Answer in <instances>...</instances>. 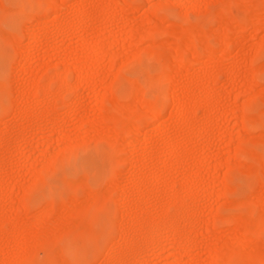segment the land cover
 Segmentation results:
<instances>
[{"label":"rangeland","instance_id":"1","mask_svg":"<svg viewBox=\"0 0 264 264\" xmlns=\"http://www.w3.org/2000/svg\"><path fill=\"white\" fill-rule=\"evenodd\" d=\"M47 1L54 3V0H0V264H14L31 249L38 264L63 262L70 251L79 250L86 251L94 264H115L121 255L133 259L140 246L150 244L157 235L170 241L167 247L176 243L177 250L184 248L193 260L207 259L210 264L226 249L233 260L264 258V231L255 237L253 230L238 229L241 222L252 218L259 225L264 221V120L259 112L249 117L250 125L245 129L247 151L250 149L251 154L249 151L247 158L235 165L240 174L251 178L250 194L244 201L247 211H230L235 206L227 198L218 199L211 211L203 199L205 181L215 167L212 161L216 130L222 118L227 119L232 93L243 89L251 93L254 101L264 97V83L260 80L264 68L258 62L264 45V0H131L128 7H124V0H115L118 3L111 6L112 0H63L69 6L63 15L86 18L90 35L104 37L106 45L97 46L83 33L65 45L61 32L66 21L57 23L59 17L53 15L37 21L35 35L27 42L22 36L11 34L13 47L6 53L3 5H21L10 10L16 16H40L39 9L24 6L51 3ZM224 1L249 6L245 11L251 24L241 30L235 51L231 40L218 50L208 46L207 56L195 44H184V62L179 63L180 53L176 49L179 35L175 43L162 37L153 44L152 53L159 57L156 54L167 48L170 55L148 89L141 86L137 94L122 99L115 94L114 79L102 99H97L98 84L102 83L98 77L110 69L116 55L139 45L143 39L148 12L140 5ZM43 15H47L46 11ZM109 49L115 50L112 55H107ZM169 66L172 70L165 74L163 70ZM37 82L48 84V91L35 93ZM175 94L177 99L173 98ZM148 102L154 104L150 106ZM153 106L161 108L159 117L152 116ZM184 106L186 111H182ZM105 115H111L112 121H107ZM139 115L147 120L144 130L142 127L139 133L135 132L137 135L121 132L123 122L129 120L136 125ZM49 123L66 126L64 132L75 140L74 147L105 145L113 150L114 159L102 165L96 183L76 185L59 201L52 200L39 207L30 203L26 207L21 193L27 191L24 186L33 169L30 145L37 133H44L37 138L41 144L52 142L51 133L58 129H47ZM61 138L57 137L56 142ZM42 180V176L32 178V185ZM231 191L235 187L226 186L225 196ZM50 203L54 211H46L40 221L38 216L50 209L47 208ZM97 205L104 210L103 216L90 215ZM179 206L182 213L177 212ZM168 212L182 215L181 228L174 232L170 224L153 236L147 222ZM106 224L116 225L118 235L101 245L98 241ZM54 235H59L57 241ZM129 244L132 250L126 248Z\"/></svg>","mask_w":264,"mask_h":264},{"label":"snow or ice","instance_id":"2","mask_svg":"<svg viewBox=\"0 0 264 264\" xmlns=\"http://www.w3.org/2000/svg\"><path fill=\"white\" fill-rule=\"evenodd\" d=\"M21 5L5 3L3 5V27L5 29V52L11 50L13 44L11 34L22 36L27 42L35 35L33 29L38 20L48 19L53 15L66 21L64 30L61 32L64 44L69 39L76 40L81 33L94 44L106 45L102 36H91V28L88 27L87 19H73L65 17L68 5L39 4L29 5L31 9H39L40 16L26 15L16 16L10 10L19 8ZM146 9L148 15L142 29L143 39L139 45L115 56L110 69L101 74L98 79L99 100L104 90L113 83L115 79V94L120 98L131 97L138 93L141 86L148 89L154 83V77L161 72V66L168 61L170 55L167 48L161 50L159 57L153 55L152 46L162 37L176 41L179 35L181 45L195 44L197 50L204 56L209 54L208 46L217 50L228 40L232 41L235 51L239 47L238 36L242 29L251 24L248 13L245 11L249 6L237 3H153L139 6ZM46 11L47 15H43ZM142 49V51H138ZM114 49H109L107 55H112ZM107 55L105 59H107ZM259 64L264 68V45L261 47ZM62 67V66H61ZM60 69L58 68L57 71ZM169 66L164 69L165 74L171 72ZM260 80L264 83V70L260 72ZM151 94L150 92L148 93ZM110 103V102H109ZM259 112L264 120V97L254 101L251 93L243 89L232 93L227 110V119L221 120L216 130L214 142V169L205 181L203 199L211 211L215 210V204L219 200L227 198L235 207L230 211L246 212L244 201L248 199L251 190V178L243 176L236 169L238 160L247 158L249 145L246 142V126L250 125L249 117ZM56 127L58 130L51 133V143L43 141L39 137L44 133H37V138L32 140L30 149H33L29 157L33 163L31 177L25 183L22 195L29 197L34 207L43 206L45 203L59 201L76 185L94 184L100 179L102 165L114 159L113 150L105 145L94 146L88 149L77 148L73 145L75 140L69 139L60 125H46L47 129ZM57 137H62L56 142ZM42 176L43 180L32 185V178ZM235 187V191L228 192L225 196L226 186ZM83 191V190H81ZM163 195V194H162ZM103 216L104 210L97 205L90 211V215ZM264 228V221H262ZM118 235V228L114 224H106L103 235L98 241L103 244L106 239ZM170 241L163 236L157 235L152 238L150 244H142L137 250L136 256L131 260H117L115 264H210L207 259L193 260L191 254L184 248L177 250L176 243L171 248L167 247ZM201 251H204L201 248ZM171 252V255L168 253ZM207 256V252H205ZM20 264H37L35 261H22ZM50 264H94L88 258L84 250L70 251L68 259ZM222 264V262H218ZM231 264H264V258L259 261L243 259L233 260Z\"/></svg>","mask_w":264,"mask_h":264},{"label":"bare ground","instance_id":"3","mask_svg":"<svg viewBox=\"0 0 264 264\" xmlns=\"http://www.w3.org/2000/svg\"><path fill=\"white\" fill-rule=\"evenodd\" d=\"M115 0H112L111 1V3H110V5L109 6H111V5H113L114 3H116V2H114ZM119 1V0H118ZM216 1V0H215ZM1 2H3V1H1ZM47 2H51V3H49V4H51V5H64L63 4V0H54V3L52 2V1H47ZM64 2H65V0H64ZM109 2H110V0H109ZM218 2V1H217ZM222 2H223V0H222ZM226 1H224V3H225ZM118 3V2H117ZM122 3V2H121ZM2 4V3H1ZM123 4H124V7H128V6H130V5H132V2H131V0H124V2H123ZM230 4V3H229ZM28 5H30V4H28ZM135 5V4H134ZM263 5H264V3H263ZM1 6V5H0ZM26 6H27V4H26ZM123 7V8H124ZM264 7V6H263ZM130 8V7H129ZM132 8V7H131ZM83 19H85V18H83ZM103 39H104V37H103ZM105 41V40H104ZM176 47H177V45H176ZM183 47H186V46H183V45H181V43L179 42L178 43V47L176 48L177 50V52L178 53H180L179 55H180V57L177 55V57H179V59H178V61L177 62H179V63H182V61L184 60V53H183ZM258 47V46H257ZM210 49H212L211 48V46L209 47ZM225 48H227V47H225ZM255 49H256V46L254 47ZM99 49V48H98ZM94 52L95 51H97V47L96 48H94V50H93ZM157 52H158V50H157ZM156 53V52H155ZM160 55V53H157L156 55ZM188 58V57H187ZM184 62V61H183ZM167 64V63H166ZM164 71V70H163ZM162 71V72H163ZM240 71V70H239ZM238 71V72H239ZM254 73V72H253ZM63 74V73H62ZM239 74V73H238ZM66 75V74H65ZM46 76V75H45ZM52 76V75H51ZM50 77V76H49ZM169 77V76H168ZM167 78V77H166ZM165 78V79H166ZM174 78H176V77H174ZM48 79V78H47ZM78 79V78H77ZM51 80H52V77H51ZM50 80V81H51ZM58 80H59V78H58ZM60 80H62V79H60ZM176 80V79H175ZM39 81V80H38ZM67 81V80H66ZM1 82V81H0ZM47 82V81H46ZM60 82V81H59ZM253 83H254V81H253ZM35 84V83H34ZM37 84L38 85H36L35 87H37V88H35V89H37V90H35L34 88V90L36 91L35 93H43V92H47L46 91V85L47 86H49L48 84H41L40 82H37ZM60 84V83H59ZM58 84V85H59ZM66 85H68V84H66ZM33 86V85H32ZM63 86V85H62ZM1 87V86H0ZM34 87V86H33ZM3 88V87H2ZM143 88V87H142ZM49 89V88H48ZM59 89H60V87H59ZM67 90V89H66ZM110 91V90H109ZM59 92H60V90H59ZM27 93V92H26ZM110 93V92H109ZM61 94V93H60ZM63 94H64V92H63ZM38 95V94H37ZM106 95V94H105ZM142 95H143V93H142ZM110 96V95H109ZM61 97V96H60ZM112 97V96H111ZM136 97V96H135ZM109 98V97H108ZM132 98H134V97H132ZM173 98L174 99H177V94H175V95H173ZM102 99V98H101ZM115 99H117V98H115ZM115 99H113V98H111L110 100L111 101H115ZM136 98H134V100H135ZM117 101V100H116ZM149 101V100H148ZM134 102V101H133ZM117 103V102H116ZM134 103H137L136 102V100H135V102ZM148 103H150V106H152L154 103H152V102H148ZM100 104H101V102H100ZM152 104V105H151ZM102 105V104H101ZM114 105H115V103H114ZM132 105H134L133 103H132ZM167 106V105H166ZM103 107V106H102ZM154 107V109H153V111H152V116L153 117H159L160 116V113H161V108H158V107H156V106H153ZM186 106H184L183 108H182V111H186ZM194 109H195V107H193ZM26 111V110H25ZM29 111V110H28ZM27 111V112H28ZM181 111V112H182ZM189 111V110H188ZM192 111V110H191ZM190 111V112H191ZM195 111V110H194ZM193 112V111H192ZM108 113V112H107ZM110 113H112L113 114V112L111 111ZM194 113V112H193ZM28 114V113H27ZM99 114V113H98ZM104 114V113H103ZM141 115H142V112L140 113ZM144 114H145V112H144ZM101 115V114H100ZM138 115V114H137ZM141 115H139L140 116V120H139V123L138 124H136V125H133L132 123H135V122H129V120H128V122H126V123H124L123 122V125H122V131L121 132H127V133H132V132H134V134H135V132H138L139 133V131H141V128L146 124V122H147V120L146 121H144V119H142V117H141ZM193 115V114H192ZM106 116V115H105ZM114 116V115H113ZM116 116V115H115ZM126 116V115H125ZM107 118H106V120L107 121H112V119H113V117L111 116V115H108V116H106ZM124 117V116H123ZM125 120V119H124ZM123 120V121H124ZM192 120V119H191ZM127 121V120H126ZM132 121H134V120H132ZM115 122V121H114ZM88 123V122H87ZM110 123V122H109ZM131 123V124H130ZM137 123V122H136ZM113 124V123H112ZM148 124V123H147ZM149 125V124H148ZM143 130H144V127H143ZM135 135H137V134H135ZM76 144V143H75ZM110 145V144H109ZM112 148V147H111ZM119 150V149H118ZM249 151H250V149H249ZM249 151H247V153H249ZM255 152V151H254ZM254 152H253V155L255 156V154H257L256 152H255V154H254ZM249 154H251V151H250V153ZM258 155H256L255 157H257ZM133 158V157H132ZM257 160H258V157L256 158ZM260 159V158H259ZM131 160H133V159H131ZM129 164V163H128ZM262 164H263V162H262ZM112 165V164H111ZM255 166V165H254ZM255 167H257V166H255ZM257 171V170H256ZM117 173V172H116ZM257 174V173H256ZM105 176H106V174H105ZM258 176V175H257ZM41 179V178H40ZM103 181H104V178H103ZM104 183V182H103ZM143 184V183H142ZM103 186V185H102ZM101 187V186H100ZM190 187V186H189ZM194 187V186H193ZM90 188V187H89ZM88 188V189H89ZM191 188V187H190ZM189 189V188H188ZM192 189V188H191ZM190 189V190H191ZM97 190V189H96ZM99 190V189H98ZM102 190V189H101ZM26 191V190H25ZM100 192V191H99ZM99 192H97V194H99ZM189 192H191V191H189ZM96 193V192H95ZM192 194V193H191ZM107 195V194H106ZM191 196V195H190ZM73 197H75V196H73ZM24 200L22 201L24 204H25V206L27 207L29 204H30V201H29V197L26 195H24ZM174 198V196L172 197V199ZM191 199V198H190ZM175 200H176V198H175ZM174 200V201H175ZM52 202V201H51ZM62 202V201H61ZM176 202V201H175ZM187 202V201H186ZM177 203V202H176ZM176 203H175V205H176ZM181 203V202H180ZM179 203V204H180ZM184 203V202H183ZM250 205V204H249ZM46 206V205H45ZM50 206H52V204L50 203V204H48V206H47V208H50V209H48V210H45L43 213H41L38 217L41 219L40 221H42V219H44L45 217L44 216H46L45 215V212L47 211L48 213L50 212V210H51V212H52V209H53V211H54V207L52 206V207H50ZM180 207L181 206H179V209H180ZM183 207V206H182ZM187 207V206H186ZM23 208L25 209V207L23 206ZM46 209V208H45ZM173 209V208H172ZM183 209V208H182ZM185 209V208H184ZM28 210V209H27ZM177 212H179V213H182V211H181V209H180V211H177ZM121 214H122V212H120ZM133 213V212H132ZM162 213V212H161ZM179 213H176L175 214V212L174 213H172V214H170L169 212L168 213H166V214H164L163 213V216L162 217H155L154 219H152L151 218V221H149V222H147L148 223V225H150V230H151V234L154 236V235H156V233L159 231V230H161L162 228H164V227H167V225H170V229L172 230V231H174V232H177L180 228H181V225H180V220H181V216L182 215H180ZM185 214V213H184ZM218 214V213H217ZM216 214V215H217ZM49 215V214H48ZM130 215H131V213H130ZM133 216V215H132ZM158 216V215H157ZM160 216V215H159ZM184 216V215H183ZM251 216V215H250ZM86 217V216H85ZM84 217V218H85ZM219 217H221V216H219ZM38 218V219H39ZM222 218V217H221ZM185 219V218H184ZM246 219H247V217H246ZM84 220V219H83ZM250 221H244V222H241V226H240V228H238V229H242V231H244V232H246V231H252L253 230V232H255L256 234H254L255 235V237H260L261 235H262V233H263V231H264V228H262V223L260 222V225H259V223L258 222H256L255 223V221H258L257 219H249ZM251 220H253V221H251ZM213 221V220H212ZM39 222V221H38ZM84 222V221H83ZM142 222V221H141ZM169 222H171V223H169ZM40 223V222H39ZM85 223V225H86V221L84 222ZM83 223V224H84ZM134 223V222H133ZM136 223V222H135ZM169 223V224H168ZM243 223V224H242ZM88 224L90 225V223L88 222ZM182 224V223H181ZM1 225V224H0ZM141 225V224H140ZM143 225H145V224H142V226ZM147 225V224H146ZM147 225V226H148ZM131 226H133L132 224H131ZM136 226V225H135ZM141 226V227H142ZM39 227H40V225H39ZM38 227V228H39ZM86 227V226H85ZM90 227V226H89ZM180 227V228H179ZM36 228H37V226H36ZM132 228H134V227H132ZM142 228H144V227H142ZM131 230V229H130ZM182 230V229H181ZM127 231H128V229H127ZM185 231V230H184ZM186 231H189V230H186ZM122 232H124L123 230H122ZM191 232V231H190ZM240 232V231H239ZM139 233V232H138ZM243 233V232H242ZM250 233V232H249ZM143 234V233H142ZM244 234V233H243ZM258 235V236H257ZM54 236H56L57 237V239H55L56 241L59 239V235H54ZM240 236H241V234H240ZM243 236V235H242ZM126 238V237H125ZM129 238V237H128ZM140 238H142V237H140ZM244 238V237H243ZM47 239V238H46ZM49 240H50V238H48ZM47 239V240H48ZM52 239V238H51ZM138 239V238H137ZM48 240V241H49ZM62 240V239H61ZM128 240V239H127ZM241 240V239H240ZM48 241L47 242H44L43 244H46V243H48ZM130 242V241H129ZM128 242V243H129ZM39 243V242H38ZM136 243V242H135ZM117 245V244H116ZM122 245V244H121ZM39 246V245H38ZM130 246H131V244H129V245H127L126 246V248H130ZM54 247V246H53ZM119 247V246H118ZM33 248V247H32ZM38 248V247H37ZM49 248L50 247H48V250H49ZM30 249V248H29ZM123 249H124V247H123ZM224 249H226V248H224ZM55 250V249H54ZM129 250H132V249H129ZM128 250V251H129ZM26 251V250H25ZM27 251H29V252H27ZM26 252L27 253H30V255L28 254L27 255V253H26V255H24V257H19V258H17L16 259V262L14 263V264H20V262H22V261H35V260H37V258H36V256H34V255H31V251H32V249L31 250H27ZM33 251H34V249H33ZM56 251V250H55ZM69 251V250H68ZM124 251V250H123ZM126 251V250H125ZM223 251H225V253H227L228 251H227V249L226 250H223ZM223 251H221V253L219 252V254L217 255V256H215V258H213V260L211 261L212 262V264H218V262H222V264H231V262L233 261V255L232 254H230L229 252V256H230V258L228 257V253H227V255L225 254V253H222ZM122 252V251H121ZM130 252V251H129ZM133 252V251H132ZM34 253V252H33ZM232 253V252H231ZM220 254H222V255H226L225 257L224 256H221ZM41 256H43V255H41ZM46 256V255H45ZM232 256V257H231ZM58 257V256H57ZM264 257V256H263ZM59 258V257H58ZM127 258L128 257H126L125 255H121V256H119L118 258H116V260H127ZM64 260H65V258H63ZM59 260H61V259H59ZM261 260V259H260ZM15 261V260H14ZM51 261V260H50ZM36 262V261H35ZM48 263V262H47ZM38 264V263H37ZM50 264V263H49Z\"/></svg>","mask_w":264,"mask_h":264}]
</instances>
